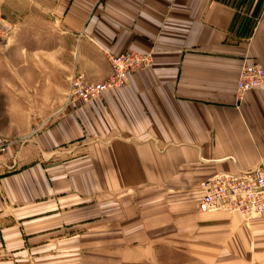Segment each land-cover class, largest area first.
<instances>
[{"label":"crops","instance_id":"1","mask_svg":"<svg viewBox=\"0 0 264 264\" xmlns=\"http://www.w3.org/2000/svg\"><path fill=\"white\" fill-rule=\"evenodd\" d=\"M1 4L26 51L0 75V264H160L236 227L199 201L212 175L264 165V90L235 96L241 65L264 66V0ZM127 49L152 63L59 110L71 76L101 82Z\"/></svg>","mask_w":264,"mask_h":264},{"label":"built area","instance_id":"2","mask_svg":"<svg viewBox=\"0 0 264 264\" xmlns=\"http://www.w3.org/2000/svg\"><path fill=\"white\" fill-rule=\"evenodd\" d=\"M108 60L110 72L101 82H89L79 74L71 76L59 110L76 107L102 96L109 89L122 87L128 73L152 63V55L150 52L127 49L117 54L110 53ZM256 88L264 90V66L260 62L242 64L236 81V98L241 100L247 91ZM38 126L35 125L31 132L35 133ZM7 142L0 134V162ZM202 187L199 201L202 211L234 212L245 220L264 214V165L249 170L216 173L205 179Z\"/></svg>","mask_w":264,"mask_h":264},{"label":"rangeland","instance_id":"3","mask_svg":"<svg viewBox=\"0 0 264 264\" xmlns=\"http://www.w3.org/2000/svg\"><path fill=\"white\" fill-rule=\"evenodd\" d=\"M14 20L13 6L11 10H6L0 0V75L6 74L5 69H14L17 67L16 63L21 62L15 60L14 55L16 51L21 50L20 45L15 42L17 28ZM22 50L26 51L25 48ZM2 111L0 107V112ZM226 213L237 217V228H245L242 236L234 231L236 227L230 226L215 231L213 235L200 236L198 251L192 252L186 249L187 244L183 241L182 249H177L174 254L160 252V264H264V245H261L260 236L258 238L255 234L254 224L262 215L245 220L234 212Z\"/></svg>","mask_w":264,"mask_h":264}]
</instances>
